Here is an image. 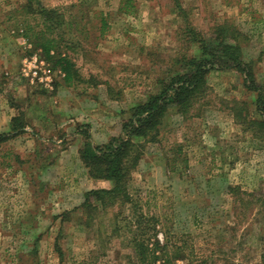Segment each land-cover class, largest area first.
<instances>
[{
  "label": "rangeland",
  "instance_id": "rangeland-1",
  "mask_svg": "<svg viewBox=\"0 0 264 264\" xmlns=\"http://www.w3.org/2000/svg\"><path fill=\"white\" fill-rule=\"evenodd\" d=\"M25 1L0 0V129L20 112L26 123L0 144V264H137L122 219L128 204L79 208L85 191L110 186L94 185L80 164V130L98 141L117 133L129 106L176 67L187 23L211 38L223 22L240 30L244 58L264 80V0H39L61 14L46 36L75 63L71 85L25 37L51 24L24 12ZM207 85L187 114L169 109L155 139H134L140 153L126 188L170 249L185 239L213 264H263L264 142L243 122L254 95L233 70L210 71ZM242 101L250 113H237Z\"/></svg>",
  "mask_w": 264,
  "mask_h": 264
},
{
  "label": "trees",
  "instance_id": "trees-1",
  "mask_svg": "<svg viewBox=\"0 0 264 264\" xmlns=\"http://www.w3.org/2000/svg\"><path fill=\"white\" fill-rule=\"evenodd\" d=\"M35 1V9H31L32 0H26L21 5L22 10L40 16L51 24L46 23L44 31L38 30L33 34L24 35L47 60L54 62V67L59 66L64 83L71 85L73 80H76L75 63L67 54L59 51L54 54L57 50L55 45L57 37L53 34L46 36L51 25L56 27V24L63 22L60 20L61 14L54 8L43 6L39 0ZM184 28L183 39L186 38L184 42H188L189 45L184 52L172 58L176 67L166 68L163 76L157 78L159 84L157 91L149 92L144 101L131 105L130 114L123 119L119 134L102 143L94 144L90 139L87 125L80 130L83 144L79 155L87 174L92 178L107 179L111 185L108 188H92L85 191L79 208L90 213L99 208L105 210L116 207L123 212L124 206L128 204L132 217L122 219L125 220L124 227H127L130 233L129 244L133 247L137 264H177L176 260H182L184 264L213 263L208 255L198 257L193 246L188 245L185 239L180 245L174 244L173 249L169 248L167 239L161 241L155 239L159 230L158 219L143 212L126 188L130 170L137 163L140 153L135 154L137 143L134 139L144 138L148 141L155 139L165 125L169 109H174L180 116L187 114L194 104L206 95L207 75L210 71L233 70L242 76L243 86L254 95V109L243 122H247V130H253L264 142V80L257 79L256 60L244 58L240 30L230 23L223 22L212 28L214 35L211 38L203 35L192 23L185 24ZM192 44L197 46V54L190 52ZM241 104L242 107H236L237 113L241 114L243 111L250 113L246 103L242 101ZM25 126L23 113L14 115L8 131L0 132V144L25 131Z\"/></svg>",
  "mask_w": 264,
  "mask_h": 264
},
{
  "label": "crops",
  "instance_id": "crops-1",
  "mask_svg": "<svg viewBox=\"0 0 264 264\" xmlns=\"http://www.w3.org/2000/svg\"><path fill=\"white\" fill-rule=\"evenodd\" d=\"M63 81V80H62ZM64 82V81H63ZM66 84V83H65ZM67 85V84H66ZM79 95H81V94H79ZM144 100V99H143ZM142 100V101H143ZM141 102V101H140ZM136 102H133L132 104H135ZM131 104V105H132ZM131 105L129 106V110H130V107H131ZM70 108V107H69ZM128 109V108H127ZM73 112V111H72ZM13 117V116H12ZM11 117V118H12ZM68 117H71V119H72V117L73 116H68ZM11 118H10V120H8L7 121V123H6V126L4 127V128H2V129H0V132H3V131H8V129L10 128V125H11ZM64 119H66V117L64 118ZM70 119V120H71ZM67 120V119H66ZM77 121H79L78 120V118H77ZM82 121V120H81ZM68 122V124H69V119L67 120V121H65L64 122V120L63 121H57V122H54V126H59V125H63V123H67ZM86 122L87 123H89L90 124V126L91 127H93V124H92V122L91 121H89V120H86ZM122 123V122H121ZM70 128H73V126H71V125H68L67 126V130L68 129H70ZM89 129V135H90V139H91V141L94 143V144H99V143H102V142H104V140L106 139V138H110L111 136H114V135H117V134H119L120 132H121V125H120V130L118 131L117 130V133H108L107 134V136H105L104 135V138H103V140H101V141H98V140H96V138L99 136V134H95L92 130H91V128L90 127H88ZM25 130H26V126H25V128H24ZM94 130H96L95 128H93ZM119 129V128H118ZM73 131H74V129H73ZM44 133V132H43ZM42 132H39L38 134L41 136V135H49L50 133H44L43 134ZM20 135V133L18 134V135H16V136H19ZM16 136H14V137H16ZM49 136H52V134L51 135H49ZM13 138V137H12ZM11 139V138H10ZM83 142V141H82ZM81 142V144H79L78 146H76L75 147V151H76V154H77V156H78V160L80 161V164L83 166V168H84V170H85V173H86V175H87V177L91 180V181H93V183H94V185H98L99 183H103L104 181H107L108 183H110V181L109 180H107V179H96V178H92V177H90L88 174H87V169L85 168V166H84V164H83V162L81 161V158H80V155H79V150H80V148L82 147V143ZM111 185V184H110ZM99 186V185H98ZM101 186V185H100ZM110 187V186H109ZM94 188H96V186L94 187ZM100 188V187H99ZM108 188V187H107Z\"/></svg>",
  "mask_w": 264,
  "mask_h": 264
}]
</instances>
